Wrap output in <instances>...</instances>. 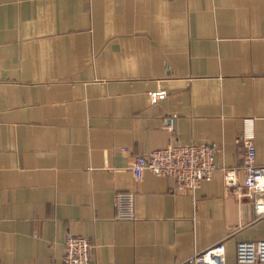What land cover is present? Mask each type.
<instances>
[{"label": "crops", "instance_id": "crops-1", "mask_svg": "<svg viewBox=\"0 0 264 264\" xmlns=\"http://www.w3.org/2000/svg\"><path fill=\"white\" fill-rule=\"evenodd\" d=\"M247 120L264 166V0H0V264H64L68 236L95 244L89 264H183L221 242L237 264L264 241ZM176 144L214 146L237 185L136 180L135 158Z\"/></svg>", "mask_w": 264, "mask_h": 264}, {"label": "built area", "instance_id": "built-area-1", "mask_svg": "<svg viewBox=\"0 0 264 264\" xmlns=\"http://www.w3.org/2000/svg\"><path fill=\"white\" fill-rule=\"evenodd\" d=\"M173 119H170V126ZM254 121L247 120L241 135L244 143L242 171L245 174V188L256 198V212L259 219L264 218V166L256 161L254 143ZM217 149L208 144H176L166 149L150 152L135 158L131 171L137 181L146 172L174 181L179 190H197L204 182L211 181L214 173L221 169L227 187L237 185L236 168H219L216 164ZM116 219L132 221L134 213V194L120 193L115 201ZM96 246L91 241L76 236H68L65 242L64 264H89ZM237 264H264V241L239 243L236 248ZM183 264H227L226 242H221L208 250L194 255Z\"/></svg>", "mask_w": 264, "mask_h": 264}]
</instances>
